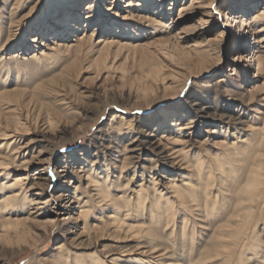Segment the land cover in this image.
I'll return each instance as SVG.
<instances>
[{
	"label": "rangeland",
	"instance_id": "rangeland-1",
	"mask_svg": "<svg viewBox=\"0 0 264 264\" xmlns=\"http://www.w3.org/2000/svg\"><path fill=\"white\" fill-rule=\"evenodd\" d=\"M251 1L0 0V187L32 200L1 207L0 264H264V183L242 190L264 162Z\"/></svg>",
	"mask_w": 264,
	"mask_h": 264
},
{
	"label": "bare ground",
	"instance_id": "bare-ground-1",
	"mask_svg": "<svg viewBox=\"0 0 264 264\" xmlns=\"http://www.w3.org/2000/svg\"><path fill=\"white\" fill-rule=\"evenodd\" d=\"M62 1H66V4L67 5H69V7H70V5H71V0H62ZM251 1V0H250ZM252 2V1H251ZM89 7H90V4H89V6L86 8V9H89ZM57 14H58V11H57ZM86 18H88V16L86 17ZM234 19H236L235 17H234ZM244 26H247V23H245L244 24ZM251 58H253V56H250V59ZM18 125H20L19 123L18 124H16L15 126H14V128L12 129V131H10L9 129L8 130H6V132L4 133L3 131V133H1L2 135V138H4V140H7L6 142H5V145L6 146H3V147H6V150L9 148V146H11V145H13L12 144V142L11 143H7L8 141H9V139H12V138H14L13 137V135L12 134H14V133H16V132H18V130H19V126ZM186 128V127H185ZM15 136V135H14ZM13 147H16V145H13ZM0 149H1V147H0ZM2 165V163L0 162V166ZM25 167H26V165H25ZM223 168L224 167H222L221 165L219 166V173L220 174H223V173H221L222 171H223ZM229 170H230V173H232V172H235L236 170H235V167L234 166H232V165H230L229 167ZM42 169H40V173H42V171H41ZM264 173V162L263 161H261L260 163H258L257 164V169H255L253 172H252V174H251V176H250V180L249 179H247L246 181H244V184H243V188H242V190H243V193L246 195V199L247 200H252L254 197H256V196H258V195H260V193H261V188H262V185H263V183H264V178H263V174ZM234 176H235V178L238 180V181H240L239 180V176H238V173H234L233 174ZM22 180H24V178H16V179H14V181L12 182V183H8V185H1V187H0V190H1V192L3 193V195H4V199L2 200V204H0V209H1V207L2 206H6V205H8V204H12V203H14V202H17V201H19V200H21L22 199V202H23V206L24 205H26V204H30L31 203V199H29L27 196H26V194L25 193H23V191H24V188H23V183H22ZM89 180H90V183H92L94 186H95V188H96V195L101 199V201H106V199H109V195H108V192H106L105 190H103V189H101V185L99 184L100 182L99 181H97L96 179H94V178H91V176H90V178H89ZM243 182H239V184L241 185ZM16 188H18L19 189V192H16V193H13V189H16ZM171 189H173L174 190V193H175V195H176V198L178 199V200H180L181 202H184V195L180 192V190L177 188V186L176 185H174V186H172L171 187ZM8 192H10V193H13L12 195H10V196H7L6 195V193H8ZM20 193V194H19ZM6 195V196H5ZM36 195V194H35ZM144 200H145V198H142V196H141V192H139V194L137 195V199H136V204L137 205H140V206H142V204H144ZM107 201H109V200H107ZM1 203V202H0ZM215 204V203H214ZM214 204H212V210H214V207H215V205ZM244 203H242V205L241 204H239V207L242 209V210H245L246 212H248V213H250V210H251V208H250V205H247V206H245V205H243ZM170 208H171V206H170ZM170 208L168 207V205H166L165 206V210L166 211H168V210H170ZM24 210H25V208H24ZM82 210V209H81ZM80 210V214L82 215V216H86V212L85 211H81ZM114 214H115V212H114ZM110 219L112 218V217H109ZM111 222H112V224H113V226L115 227V228H117V229H119V230H121L123 227L121 226V224H120V221H119V217H118V214H116V215H114V217L112 218V220H111ZM242 222H244V221H242ZM246 222V221H245ZM239 224V223H238ZM238 224H236V225H227L226 226V231H225V235L224 234H222L221 236H219V242H220V246H219V251H217L216 252V254L219 256V255H223V254H226V253H230V250L232 249V246L234 245V243H235V241H236V237H237V235H238V231L236 230L237 228H238ZM246 224V223H245ZM129 228V227H128ZM126 229V228H125ZM93 264H100V261H94L93 262Z\"/></svg>",
	"mask_w": 264,
	"mask_h": 264
}]
</instances>
